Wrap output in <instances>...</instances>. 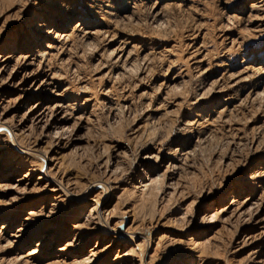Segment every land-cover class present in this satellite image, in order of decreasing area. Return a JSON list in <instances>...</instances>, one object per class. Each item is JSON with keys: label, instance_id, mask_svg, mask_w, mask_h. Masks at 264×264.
Listing matches in <instances>:
<instances>
[{"label": "rangeland", "instance_id": "obj_1", "mask_svg": "<svg viewBox=\"0 0 264 264\" xmlns=\"http://www.w3.org/2000/svg\"><path fill=\"white\" fill-rule=\"evenodd\" d=\"M4 55L0 264H264V0H0Z\"/></svg>", "mask_w": 264, "mask_h": 264}, {"label": "bare ground", "instance_id": "obj_2", "mask_svg": "<svg viewBox=\"0 0 264 264\" xmlns=\"http://www.w3.org/2000/svg\"><path fill=\"white\" fill-rule=\"evenodd\" d=\"M9 56L8 55H4V56H1L0 57V73H2L4 70H5V68L7 67V63H8V60H9ZM32 65V63H28L27 61H25L24 62V66L25 67H28V66H31ZM25 75H29L28 73H27V70H25ZM24 75V76H25ZM31 76H33V75H31ZM12 75H9V77L5 80V83L3 84V85H7V86H9L10 85V82H11V79H12ZM21 85V83H18L17 84V86H20ZM51 84L49 83L48 84V80H43V82H42V84L35 90V93H39V94H44V93H46V92H48L49 91V89H48V87L50 86ZM27 91H32L31 89H29V90H27ZM56 96H60V94H56ZM65 108H66V106L62 103V102H58V103H56L52 108H50V107H48L45 103H44V101H43V99H41L39 102H37L36 104H34L32 107H30V110H29V120L31 121V123H32V125L34 126V127H42V129H44V131H46V132H52V131H54V134H55V136L59 139V138H61V135L64 133V132H66L67 130H68V127H67V121H68V118L66 117V115H65V117L64 118H62V119H59V117H58V114L63 110H65ZM111 108V111H113L112 110V107H110ZM114 109V108H113ZM115 111H117L118 112V114L119 113H121L120 111H121V108H118V109H116ZM67 112V111H66ZM6 124V123H5ZM8 125H4V123L3 124H0V128L1 127H7ZM9 127V126H8ZM9 129V128H8ZM18 144V143H17ZM16 145V144H15ZM22 146V145H21ZM15 147V146H14ZM22 151H20L21 153H23V154H25V155H31L32 153H30L31 151H29L28 149H25V148H20ZM44 154V153H43ZM31 156H34V155H31ZM42 156V155H41ZM41 156H38L41 160H40V162L42 161V165H44V172L46 171V172H48V167H47V164H48V162H49V160H48V156H46L45 155V157H41ZM44 156V155H43ZM33 169V168H32ZM151 170H154V171H157L158 170V166H156V165H153L152 166V168H151ZM31 171H34V170H31ZM50 171V170H49ZM47 175H49V177H51L50 176V173L48 172V174ZM48 177V178H49ZM158 179H159V175H157L156 177H149V178H147V180H149L148 182L149 183H144V185H143V188H144V190H143V192H142V194H143V196H145L146 195V191H149L148 193H150L151 194V185L152 184H154V182H159L158 181ZM55 180H56V178H55ZM39 181L40 182H42V181H44V180H42V178H40L39 179ZM50 181V180H49ZM54 181V180H53ZM58 182V181H57ZM56 182V183H57ZM156 184H158V183H156ZM49 187V186H48ZM105 190H106V187H105ZM108 190V189H107ZM153 190V189H152ZM54 191V190H53ZM147 193V194H148ZM69 194V193H68ZM84 195V194H83ZM70 196H71V194H70ZM82 199L81 200H83V199H85L86 197L85 196H83V197H81ZM84 201V200H83ZM261 202L263 203L264 202V198L261 200ZM97 204V207L94 209L93 208V210H95V215H94V219L93 220H95L96 222V225H99V226H101V227H103L104 228V230L106 231V232H108V233H111L112 232V230L115 232V233H117V236L116 237H120V235L122 234V233H120L119 231H118V229L116 228H114V229H111V227H110V223H109V220L108 219H106V217H105V215H104V212L102 211L105 207V205L103 206V208H102V206H101V203H99V202H97L96 203ZM261 206H262V204H261ZM253 210V208L251 207L248 211H244L245 213H241L242 212V209L240 208V209H237V214H239V217H242L243 215H245V216H249L250 217V219H253L250 215H251V212H253L252 211ZM227 211V210H226ZM186 214H187V212L185 213V216H186ZM253 214V213H252ZM188 217V216H187ZM254 217V216H253ZM252 222V221H251ZM263 222H264V220H263ZM6 228V226L3 228V229H5ZM132 232V231H131ZM127 235V234H126ZM140 236H141V238H140ZM264 236V228H263V230H262V232H260L258 235H256L255 237H260V238H262ZM130 237V236H129ZM255 237H253V238H255ZM259 238V239H260ZM130 240H131V243H132V245L133 246H135L134 248H135V250H137V251H139L140 252V254H141V263L140 264H152V261L154 260V259H151L152 261L150 262V263H147L148 261H147V259L149 260L150 258H152L151 256H150V253H148V252H144L143 251V246H145V244L147 243V244H150L151 245V239L150 238H148L147 236H145V235H141V234H138V233H133L132 235H131V237L129 238ZM141 241V242H140ZM146 244V245H147ZM133 248V249H134ZM132 249V250H133ZM36 253V251H34L33 253H31L30 255H33V254H35ZM153 256V255H152ZM183 263L184 264H193V261L191 260V259H188L187 261H183Z\"/></svg>", "mask_w": 264, "mask_h": 264}]
</instances>
